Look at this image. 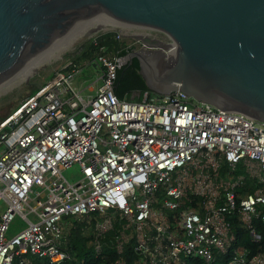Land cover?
<instances>
[{
    "label": "built area",
    "instance_id": "2783aa9c",
    "mask_svg": "<svg viewBox=\"0 0 264 264\" xmlns=\"http://www.w3.org/2000/svg\"><path fill=\"white\" fill-rule=\"evenodd\" d=\"M153 33L134 37L173 55L176 45ZM104 41L0 123V264L73 260L61 248L65 217L92 225L96 256L114 232L118 258L108 264H264L248 246L264 249V122L192 104L178 90L119 100V59L100 53ZM86 61L100 68L101 84L84 97L73 79ZM73 166L79 177L69 182L62 172ZM16 219L23 227L8 235Z\"/></svg>",
    "mask_w": 264,
    "mask_h": 264
},
{
    "label": "water",
    "instance_id": "95a60500",
    "mask_svg": "<svg viewBox=\"0 0 264 264\" xmlns=\"http://www.w3.org/2000/svg\"><path fill=\"white\" fill-rule=\"evenodd\" d=\"M100 15L176 45L167 56L166 45L137 36L140 48L118 60L122 67L136 59L152 93L178 90L217 110L264 122V0H0V84Z\"/></svg>",
    "mask_w": 264,
    "mask_h": 264
},
{
    "label": "trees",
    "instance_id": "16d2710c",
    "mask_svg": "<svg viewBox=\"0 0 264 264\" xmlns=\"http://www.w3.org/2000/svg\"><path fill=\"white\" fill-rule=\"evenodd\" d=\"M95 39H91L86 42L82 46V48L87 50L92 48L94 46ZM102 39H104L105 41L102 45V50L100 51V53L103 52L104 55L109 56L111 58L121 59L133 50V48L129 47L124 41H122L120 36L115 32L105 34ZM34 89V87L31 88L28 97L34 93ZM113 92L119 100L135 102H138V100L140 101L141 96L145 92L154 94L148 90L143 78L139 74V63L136 59H132L131 63H127L117 69L116 79L113 85ZM18 105L19 104L13 107L14 110L18 107ZM13 111H9L5 113L2 117H0V123L4 119H6ZM242 191L244 193L245 190ZM96 216L99 217L98 215ZM61 225L64 227L63 231L66 241L67 235L69 239L68 245L66 242V244L63 245L61 248H63L64 251L71 253L74 258L71 261H65L63 264H108L114 259L118 258V256L110 248V239L114 235V232L107 233L104 240L103 252L100 256H96L92 245L94 237L91 232L86 234V231L92 229L91 224H87L85 222H77L73 220L72 217H65L64 219H62ZM118 226V223H115V230L118 229ZM82 232H84L85 236L82 235ZM261 232L263 235V231ZM248 246L250 247L251 255L257 252L264 253V249L258 250L256 245L252 247L250 245ZM123 257L126 258L128 262H132L131 248H126ZM29 258L33 264H39L36 258L30 256Z\"/></svg>",
    "mask_w": 264,
    "mask_h": 264
},
{
    "label": "rangeland",
    "instance_id": "374dc122",
    "mask_svg": "<svg viewBox=\"0 0 264 264\" xmlns=\"http://www.w3.org/2000/svg\"><path fill=\"white\" fill-rule=\"evenodd\" d=\"M135 31H137V29L126 28L124 26H120L114 23H107L106 25L97 28L96 30H94L93 32L87 35L78 37L75 41H73V43H71L69 47L64 49L61 53L56 55L50 61L45 62L43 65L38 66L29 79L19 82L16 81L15 83H11L10 86L8 85L2 86L8 81H10L12 79L11 78L7 82L0 84V87L2 86L0 88L2 90L1 91L2 93L0 92V117H2L5 113L9 111L10 112L13 111L14 110L13 107L15 105L20 104L28 97L32 87L35 88V85H40L50 80L53 77L54 72L59 70L69 60L75 62L81 60L87 51V49H83L82 46L91 39L97 38L94 40L95 41L94 46H95V44L98 43V41L101 40L105 34L109 32H115L120 36L121 40L124 41L129 47H132L134 50L139 49L140 43L134 40ZM152 35L156 37V39L167 41V38H165L161 34L153 33ZM80 66L82 67V69L80 70L79 73H77L74 76L73 79V86L78 90L86 87L87 85L91 84L94 81L92 70L90 69L87 70V68L83 66L82 63L80 64ZM91 77H93L92 80ZM35 90L36 88L34 89V91ZM192 104H199V103H197L195 100H192ZM2 149L3 146L0 145V151ZM62 175L69 182H74L79 177L78 167L73 166L71 169L63 171ZM38 191L39 189H34V192H38ZM4 208L5 205L1 201L0 213L4 210ZM80 221L81 220H79L78 222ZM84 222L87 223V221ZM22 227L23 225H21L20 221L16 219L12 223L8 235H14ZM90 231L91 229H89V231H86V234H88ZM126 232L130 233V230L127 229Z\"/></svg>",
    "mask_w": 264,
    "mask_h": 264
},
{
    "label": "bare ground",
    "instance_id": "6f19581e",
    "mask_svg": "<svg viewBox=\"0 0 264 264\" xmlns=\"http://www.w3.org/2000/svg\"><path fill=\"white\" fill-rule=\"evenodd\" d=\"M107 23L117 24L111 19L103 15H100L92 19L86 20L80 25L74 27L66 34H64L59 40L53 43L51 46L44 49L43 51L32 57L29 61H27L16 73H14L7 80L3 81L1 84L7 82L12 78L10 81H8L2 86H6V85L10 86L11 83H15L16 81L19 82L29 79L38 66L43 65L45 62L50 61L56 55L61 53L64 49L69 47L71 43H73V41H75L78 37L87 35L91 33V31H94L97 28L106 25ZM1 91L2 90L0 89V92Z\"/></svg>",
    "mask_w": 264,
    "mask_h": 264
},
{
    "label": "crops",
    "instance_id": "0c3cea01",
    "mask_svg": "<svg viewBox=\"0 0 264 264\" xmlns=\"http://www.w3.org/2000/svg\"><path fill=\"white\" fill-rule=\"evenodd\" d=\"M84 63H82V65L85 66L87 68V70L88 69L92 70V74H93V77H94V79H93V77H91V80L92 79L94 80L91 84L87 85L86 87H84V88H82L80 90L77 89V91L81 95H83V96L85 95V97H86V96L92 95L94 89L96 87H98L101 83H100V79H99V77H100V68L97 65L95 66V68H93L91 66V64H93L92 61H89V62L86 61ZM78 64H79V68L82 69V67L80 66V63H78ZM62 228H64V227L62 226Z\"/></svg>",
    "mask_w": 264,
    "mask_h": 264
}]
</instances>
